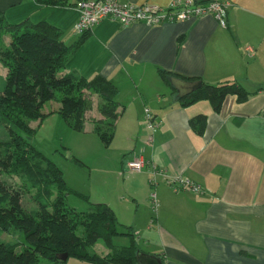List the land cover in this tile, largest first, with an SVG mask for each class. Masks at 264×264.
Wrapping results in <instances>:
<instances>
[{
    "label": "crops",
    "instance_id": "crops-1",
    "mask_svg": "<svg viewBox=\"0 0 264 264\" xmlns=\"http://www.w3.org/2000/svg\"><path fill=\"white\" fill-rule=\"evenodd\" d=\"M118 1L167 8L172 0ZM226 1V26L211 14L159 25L103 18L63 69L87 78L102 75L117 87L123 109L114 136L120 132L124 141L102 156L105 163L116 161L123 195L105 201L120 223L132 227L140 251L162 264H264V0ZM76 3L0 0V12L13 24L46 20L70 45L82 36L73 30ZM160 70L211 84L237 81L249 96L238 101L229 94L218 111L206 99L182 105ZM0 73L1 86V63ZM58 106L48 116H59ZM145 108L157 123L153 130ZM199 114L204 120L191 125ZM99 116L89 115V132ZM135 159L145 162L141 171L127 167ZM174 175L190 178L202 191L173 190L166 178Z\"/></svg>",
    "mask_w": 264,
    "mask_h": 264
},
{
    "label": "trees",
    "instance_id": "trees-1",
    "mask_svg": "<svg viewBox=\"0 0 264 264\" xmlns=\"http://www.w3.org/2000/svg\"><path fill=\"white\" fill-rule=\"evenodd\" d=\"M35 1L51 6L67 3V0ZM4 33L9 34V40L0 50V62L5 67L4 82L0 86V126L5 128L8 139L0 140V167L4 166L6 157L13 166H18L15 171L38 188L33 195L38 208L24 210L0 197V232L10 231L23 236L19 241L0 240V264H38L40 259L49 264H68L71 257L90 264H140L136 257L140 249L132 227L120 223L106 202H90L88 195L70 189L61 169L31 143L35 128L28 121H41L50 114L42 107L53 99L59 102L55 110L59 117L73 130L83 131L90 93L100 97L97 104L100 116L93 120V132L104 146L111 143L115 122L123 109L116 100L117 87L102 75L87 78L74 72H63L67 58L87 31L79 40L67 45L62 39V31L46 20L13 24L8 23L0 12V40ZM167 74L160 70L162 79L171 86L172 75ZM229 94L236 95L238 101H245L249 96L237 81L216 84L202 81L200 88L178 99L182 105L206 99L213 110L218 111ZM204 117L197 115L190 120L191 125L201 122ZM51 187L57 190L54 199ZM70 193L88 201L89 209L76 211L67 206L65 200ZM79 226L80 232L77 231ZM120 234L130 239L128 245L113 244V238ZM99 239L109 249L106 254L89 251ZM59 253H66L67 258H58Z\"/></svg>",
    "mask_w": 264,
    "mask_h": 264
},
{
    "label": "rangeland",
    "instance_id": "rangeland-1",
    "mask_svg": "<svg viewBox=\"0 0 264 264\" xmlns=\"http://www.w3.org/2000/svg\"><path fill=\"white\" fill-rule=\"evenodd\" d=\"M8 40L9 34L4 33L0 40V50L7 45ZM89 96L90 107L85 118V131H75L59 116H48V114V117L46 116L41 121H28L29 125L35 128L31 143L61 169L65 182L70 189L88 195L90 202H106L105 200H110L121 192V177L117 175L118 170L115 171L114 169V165L117 164L116 161L114 160L113 164V159H111L109 163H105L102 153L107 151L112 155V149L118 148L124 139L123 135L117 132L111 146L106 148L95 133L91 130L89 132V128L92 126V118L89 115H98L97 102L100 100L96 93H90ZM57 104L59 102L56 99L50 100L43 105L42 110L44 112L50 111L51 114L54 112L51 110L55 109ZM5 139H8L6 130L0 126V140ZM3 164L4 166L0 167V197L9 204L14 202L24 210L38 208V204L33 198L38 188L32 186L28 180L15 171L18 166H13L9 158H4ZM51 189V197L54 199L57 190L55 187H51ZM120 194L123 195V193ZM65 201L67 206L73 207L76 211H87L90 207L88 201L74 193L67 195ZM133 207L134 205L132 209ZM77 231H81L80 226ZM0 240L5 242L19 241L23 240V236L20 233L4 231L0 232ZM128 243L129 239L124 235H117L113 239L115 246L127 245ZM89 251L102 254L107 252L108 248L99 239L89 247ZM49 263L45 259H40L38 264ZM67 263L90 264L72 257L67 260Z\"/></svg>",
    "mask_w": 264,
    "mask_h": 264
},
{
    "label": "built area",
    "instance_id": "built-area-1",
    "mask_svg": "<svg viewBox=\"0 0 264 264\" xmlns=\"http://www.w3.org/2000/svg\"><path fill=\"white\" fill-rule=\"evenodd\" d=\"M230 3L226 0H213L208 2H195L194 0H172L169 7L164 8L156 4L120 2L118 0H77L76 10L78 17L73 24V30L82 34L97 24L103 18H113L122 25L133 22H142L146 25H159L165 22L192 19L211 14L219 24L226 26V15ZM248 55L252 54L249 46L245 47ZM144 120L149 129L153 130L157 123L150 111L145 108ZM145 162L141 159L127 161V167L133 171H141ZM153 173L156 166L150 165ZM167 184L173 190H190L195 193L202 191L201 186L188 177L179 175L166 178ZM151 201L155 204V195L151 193Z\"/></svg>",
    "mask_w": 264,
    "mask_h": 264
},
{
    "label": "water",
    "instance_id": "water-1",
    "mask_svg": "<svg viewBox=\"0 0 264 264\" xmlns=\"http://www.w3.org/2000/svg\"><path fill=\"white\" fill-rule=\"evenodd\" d=\"M170 84L175 89L177 97H183L200 88L202 86V81L199 79L186 80L172 76L170 77ZM57 257L65 260L67 258V254L59 253L57 254ZM136 257L140 264H162L156 256L145 254L140 250H137Z\"/></svg>",
    "mask_w": 264,
    "mask_h": 264
}]
</instances>
